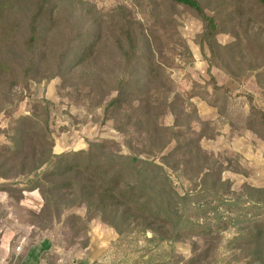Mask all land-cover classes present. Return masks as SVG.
Listing matches in <instances>:
<instances>
[{
  "label": "trees",
  "instance_id": "obj_1",
  "mask_svg": "<svg viewBox=\"0 0 264 264\" xmlns=\"http://www.w3.org/2000/svg\"><path fill=\"white\" fill-rule=\"evenodd\" d=\"M169 1L190 10L202 24L196 44L201 54L204 48L209 53L203 58L211 93L193 84L202 92L181 95L159 62V37L146 32L124 7L103 13L71 0H0V114L23 101L15 92L18 86L28 89L29 82L59 79L67 98L75 95L102 111L101 125L110 122L127 151L122 154L113 141L94 140L85 150L54 154V107L36 100L29 116L11 118L7 130L0 129L8 142L0 146V180L13 182L1 184L0 193L14 199L37 192L42 207L35 218L43 228L65 211L83 208L86 222L97 219L118 238L134 240L141 258H147L142 264H209L220 233L228 229L235 231L230 244L244 264H264V189L243 185L240 194L231 190L230 181L222 178L230 171L228 162L200 146L217 134L211 122L200 120L192 102L200 98L219 114L225 108L229 91L216 84L212 61L222 51L228 65L240 69L232 54L238 45L217 43L222 33L198 0ZM256 2L264 5V0ZM247 71L255 70L249 65ZM226 73L233 79L245 75ZM249 102L250 124L264 127V112L250 97ZM167 114L173 119L170 127L163 124ZM19 179L25 187L17 188ZM179 180L187 184L181 193L175 185ZM185 241H190L188 259L174 249ZM161 249H167L162 258L156 254Z\"/></svg>",
  "mask_w": 264,
  "mask_h": 264
},
{
  "label": "rangeland",
  "instance_id": "obj_2",
  "mask_svg": "<svg viewBox=\"0 0 264 264\" xmlns=\"http://www.w3.org/2000/svg\"><path fill=\"white\" fill-rule=\"evenodd\" d=\"M71 1L75 6L76 3L88 4L91 7L95 5L103 13L117 7L126 8L130 18L139 21L146 32L151 31L159 37L158 47L163 51L159 62L166 67V74L177 85L181 95L202 92L193 89V84L204 86L209 93L212 92L206 72L207 63L203 58H208L209 53L204 48V54H201L196 44L202 32V24L190 10L169 0ZM198 2L204 8L205 14L218 24L222 34L216 36L217 43L221 46L238 45L232 54L237 57L236 64L240 68L229 66L226 54L222 51L212 61L214 68L211 69V75L218 86L229 91L230 96L220 114L217 108L209 107L200 98H193L192 102L200 120L211 122V128L217 134L213 140L203 139L200 146L222 163L228 162L230 171L224 172L222 178L230 181L233 192L240 194L243 185L264 189V127L256 123L250 124L254 119H249V97L252 104L264 112V5H259L256 0ZM184 45L191 52L193 63L189 62ZM241 57L243 59H240ZM249 65H252L255 71L249 73ZM229 71L245 75L233 79L226 73ZM15 92L22 96L23 101L8 108L6 113L0 114L1 130H7L11 118L29 116L34 101L45 99L54 107L50 120L55 142L54 154L77 150L79 144L94 140L113 141L122 154H127L122 135L113 130L110 122L101 125L102 111L92 109L75 95L67 98L68 90H61L59 79L29 82L28 89L18 86ZM214 99L215 96L211 97V100ZM218 101L221 106L220 97ZM8 112H11V116ZM172 123L171 115L167 114L163 118V124L170 127ZM249 128L259 134H252ZM195 129L198 130L199 127ZM7 143L4 136H0V146ZM237 169L238 173H234L233 170ZM4 183L13 182L0 180V185ZM17 183V188L25 187L23 179H19ZM175 185L180 193L187 187V184L180 180L175 181ZM31 193L33 192H24L21 197L18 195L14 199L7 196L0 203V232L3 226L13 225V248L18 247L21 250L19 243L27 247L41 238L50 240L48 251L57 254L61 262L55 263V260L48 257L44 264H142L147 260L146 257L141 258L142 253L135 248L134 240L118 238L97 219L86 222L83 208L67 210L59 221L43 228L35 218L42 207V201H39L36 195H30ZM14 194L16 195V192ZM37 195L39 196L38 193ZM219 236L220 243L210 257L209 264H244L235 245L230 244L235 231L228 229ZM193 241L202 244L200 239ZM174 249L175 253L184 259L191 256L190 241L178 243ZM166 251L167 249L156 251L157 257L162 258Z\"/></svg>",
  "mask_w": 264,
  "mask_h": 264
},
{
  "label": "crops",
  "instance_id": "obj_3",
  "mask_svg": "<svg viewBox=\"0 0 264 264\" xmlns=\"http://www.w3.org/2000/svg\"><path fill=\"white\" fill-rule=\"evenodd\" d=\"M85 149L86 143L83 142V144H79V149H72V151H80ZM30 195H36L37 199L41 201L37 193L33 192ZM6 198L7 195L0 193V203H2V201H4ZM3 227V230L0 232V264H44L48 257L51 260H55V263L61 262V258H59L57 254H53L48 251L50 240L44 238L35 241L33 244L27 247H25L23 243H19L20 245H18L22 248L20 250L17 247L19 249V251H17L16 247L13 248V225L9 224ZM23 240L26 239L23 238Z\"/></svg>",
  "mask_w": 264,
  "mask_h": 264
},
{
  "label": "built area",
  "instance_id": "obj_4",
  "mask_svg": "<svg viewBox=\"0 0 264 264\" xmlns=\"http://www.w3.org/2000/svg\"><path fill=\"white\" fill-rule=\"evenodd\" d=\"M16 250H17V251H19V249H18V248H17Z\"/></svg>",
  "mask_w": 264,
  "mask_h": 264
}]
</instances>
